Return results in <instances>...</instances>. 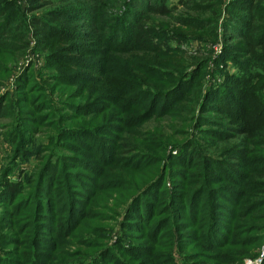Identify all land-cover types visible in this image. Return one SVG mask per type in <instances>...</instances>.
Wrapping results in <instances>:
<instances>
[{"label":"trees","instance_id":"16d2710c","mask_svg":"<svg viewBox=\"0 0 264 264\" xmlns=\"http://www.w3.org/2000/svg\"><path fill=\"white\" fill-rule=\"evenodd\" d=\"M195 1L31 0L29 12L41 13L28 21L46 65L40 80L33 69L18 77L15 99L0 97V119L14 121L7 130L14 156L26 160L46 129L49 142L35 155L52 149L24 184L1 185L0 264H176L175 252L184 264H237L255 254L264 236V0L225 4L217 62L235 70L205 89V61L184 58L171 44L190 35L156 18ZM205 1L199 6H210L216 20L222 0ZM24 15L13 0H0V73L9 71L3 62L14 46H26ZM205 28L193 36L217 39L216 26ZM83 91L86 99L76 101ZM89 115L101 123L72 124ZM165 116L191 124L182 138L130 132ZM130 170L156 173L123 201ZM109 198L123 208L122 236L113 243L114 226L91 222ZM15 227L32 233L18 253Z\"/></svg>","mask_w":264,"mask_h":264},{"label":"rangeland","instance_id":"374dc122","mask_svg":"<svg viewBox=\"0 0 264 264\" xmlns=\"http://www.w3.org/2000/svg\"><path fill=\"white\" fill-rule=\"evenodd\" d=\"M15 2V5L18 6V8L25 14L24 18L27 20L28 23V31H27V38H26V46L23 42H19V48H16L14 46V52L9 58H7L3 63L4 65H7L9 68V71H4L3 73H0V97L1 96H7L9 94L10 97L16 98V91H17V80L18 77L24 73L28 69H33L34 73L38 80L41 79V71H43L45 65H46V57L42 50L38 48L39 42L38 38L35 33V29L31 24L29 23L28 19H30V16L32 14H40L41 11L35 10L33 13L30 11V5L31 0H13ZM196 4L193 5V3H189L188 5H183L182 7H179L177 11L173 12V15L171 16H156L158 20H161L164 24L170 26L174 30H180L183 33H187L190 35L188 39L182 43H177L175 40L171 41V44L174 46L179 47L181 49L185 56L184 58H198L200 60L205 61L206 69H205V79H204V89L206 88L207 84H215L217 82H224L225 81V71L226 72H234V67L232 62L226 63L225 65L222 63H218L217 60L219 59V55L222 54L223 48H224V22L223 18L224 16L228 15V11L225 7V4L229 2V0H222L220 3V15L215 20L211 19L212 16L211 13L207 11V8L210 6L207 5H200V0L195 1ZM210 2V1H205ZM215 6V5H214ZM183 16L184 20H179L178 18ZM208 20V21H207ZM198 22V25H197ZM199 23H203L202 25H199ZM206 26L204 30H211L213 27L216 26V32H217V39L214 40L203 36L204 38L195 37L197 34L200 35V32L198 28L200 26ZM18 31H13V34ZM195 35V36H193ZM15 39H12L13 42ZM240 39H236L235 43L239 42ZM232 43V44H235ZM24 44V45H23ZM18 50V51H17ZM115 57H118V54L115 55ZM3 63L1 65H3ZM220 64V65H218ZM264 94V89H263ZM84 97H76V101H80L83 99H86V93L83 91ZM99 119V118H98ZM93 120L92 117L85 116V117H79L78 119L72 120V124L75 125H82L86 123H101L99 122L101 119ZM14 121L8 118H1L0 119V188L1 185L4 183L5 180H10L12 182H18V183H25L27 178L29 176H33L34 173H36L40 168H43V165L48 164V155L51 151V146L43 148L41 146L42 152L39 153L38 157L35 155V150L39 148L41 144L47 145L49 142L48 134H45V131H39L36 135V142L30 146V154L27 156L26 160L20 159L19 157L14 156L13 150L15 149V143L8 140L7 137V130L9 126L15 124ZM190 123L184 122L181 118L173 119L170 116H165L162 118H153L147 122H145L142 126L135 125L133 130H130V132L133 133V137L135 139H147V136L151 132H161L166 136L173 137V138H182L184 136L183 129L188 126L187 129L190 128ZM50 128V127H49ZM41 130V129H39ZM54 132L52 128H50ZM129 132V131H127ZM54 135L56 136V133L54 132ZM135 139L131 140L133 142V145L135 143ZM61 147L60 144H57L55 146V150L57 153L53 154L51 158L53 161L56 162V157H59V148ZM66 149V148H65ZM66 151V150H63ZM67 152V151H66ZM126 154H129L126 152ZM11 170L9 174L6 176V170ZM120 170V169H119ZM118 171L117 169H112L108 175L105 176L104 183L102 184L103 187H110L111 186V179H115V173ZM156 172L151 173L150 171L146 172H138V173H132L130 170V175H123L124 182H123V189L120 191L125 192L123 193V201L128 199V195L132 193L133 188H137V183L140 184V187L143 185V183L147 182L149 178L155 175ZM142 175V176H140ZM6 176V179H5ZM103 181V179H102ZM136 184V185H135ZM263 190V189H261ZM109 191L102 192V196L106 194ZM118 192L115 191L114 195H117ZM258 195H262L258 194ZM120 197V195H117ZM264 196V195H263ZM109 207V211H105V206ZM122 203L119 201L115 202L113 198H109L107 201H101L94 209L95 212L91 215V217L94 219L92 224L95 226H99V229L108 230L109 228L114 226V230L109 231L110 235V242L113 243L116 241L118 236H122V229H121V220L119 218V212L122 211V207H120ZM95 205H93L94 207ZM30 207V206H29ZM23 212L31 211V208H29ZM2 207H0L1 211ZM124 212V210H123ZM262 211L258 210L254 213V215H260ZM249 221H251V217L248 218ZM242 221V218H241ZM85 222V221H84ZM19 225V224H17ZM28 231V230H27ZM25 232L26 236L24 237L23 230L17 231V228L15 227L12 231L14 236H16V249H14V252H19V250L23 248V243H25V238L32 235V233ZM81 231H84V233L87 232V227H84L81 229ZM47 233V231H44ZM112 232V233H111ZM42 237H46L43 236ZM48 238V237H46ZM23 239V241H21ZM15 243V242H14ZM264 244V236L262 241L259 243V245L254 248L255 254L251 256H247L237 264H244L246 260L249 259H257L260 257L262 247ZM13 245H11L10 248H12ZM253 249V248H252ZM16 253V254H17ZM175 258H176V264H184L182 260L180 259V256L176 254L175 252ZM52 255H50L51 258ZM158 264V263H157ZM255 264V263H253ZM260 264H264V258L262 259Z\"/></svg>","mask_w":264,"mask_h":264},{"label":"built area","instance_id":"2783aa9c","mask_svg":"<svg viewBox=\"0 0 264 264\" xmlns=\"http://www.w3.org/2000/svg\"><path fill=\"white\" fill-rule=\"evenodd\" d=\"M264 258V244H263V247H262V251H261V254H260V257L257 258V259H249V260H246V262L244 264H260L262 259Z\"/></svg>","mask_w":264,"mask_h":264}]
</instances>
